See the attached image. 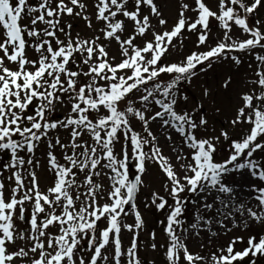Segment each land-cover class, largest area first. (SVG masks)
<instances>
[{"label": "snow or ice", "instance_id": "snow-or-ice-1", "mask_svg": "<svg viewBox=\"0 0 264 264\" xmlns=\"http://www.w3.org/2000/svg\"><path fill=\"white\" fill-rule=\"evenodd\" d=\"M261 3L217 0V11H212L203 0H194L193 22L186 18L189 5L185 3L174 26L158 32L150 21V15H161L154 0H95L93 16L103 27L100 35L82 38L72 36L73 26L65 17L81 18L92 28L84 0H0V157L4 158L0 159V264H124L125 256L127 264H141L136 237L125 251L121 231L142 227L133 201L143 184L147 160H155L167 177L164 190L174 201L164 229L169 238L168 264H257L264 258V234L249 235L241 250H236V245L244 244L245 237H233L206 258L190 253L175 227L183 223L179 219L186 203L182 193L210 195L213 191L227 194L226 200L220 195L213 197L221 205L216 215L223 217L216 223L225 232L231 231L224 223L229 217L233 227L240 226L235 212L241 214L245 230L252 222L264 225V183L250 186L249 198L256 201L255 207L236 203L235 189L225 183V177L233 172L264 182V55H255V76L248 91L240 94L231 120L233 127L246 126L238 138L231 139L227 131L199 138L196 131L207 126V119L201 116L197 123L190 113L177 110L181 98L178 85L191 81L197 65L207 61L211 67L213 59L229 52L264 49L261 21L248 22ZM146 10L150 15L144 14ZM210 18L223 29L222 39L214 47L193 52L179 63H161L185 28L199 31V44H205ZM128 22L131 34L122 37ZM158 22L166 24L163 18ZM233 27L247 34L246 38L233 39ZM101 37L117 43L118 61L109 58ZM137 37L145 39L138 45ZM231 58L240 63L237 56ZM228 83L230 78L224 86ZM57 105L65 106L67 114L50 119ZM133 120L142 122L146 137L133 130ZM157 120L161 127L174 129L190 150L187 156H176L182 175L155 144L149 124ZM61 128L68 133L67 143L59 136L50 137L53 130ZM221 137L229 141L230 153L217 161L216 142ZM122 140L130 142L138 173L134 179L129 178L127 145H122L119 158L114 151ZM45 141L52 178L42 191L35 172L40 166L35 152ZM146 145H150L148 152L144 151ZM57 147L64 163L54 154ZM257 153L262 155L257 158ZM80 174L83 180L78 182ZM102 174L109 181L107 187L94 180ZM151 196L150 203L157 210L168 205L159 193ZM203 199L202 207L212 210L214 203L207 202V195ZM130 204L135 224H122V216L128 215L125 206ZM18 221H26L28 227L19 229ZM102 221L106 222L103 228ZM201 222L210 226L213 220L205 219L198 210L196 223L190 227L197 229ZM18 241H24V246Z\"/></svg>", "mask_w": 264, "mask_h": 264}, {"label": "rangeland", "instance_id": "rangeland-1", "mask_svg": "<svg viewBox=\"0 0 264 264\" xmlns=\"http://www.w3.org/2000/svg\"><path fill=\"white\" fill-rule=\"evenodd\" d=\"M88 5L86 15L92 21V28L87 26V22L81 18H69L65 17L66 23L72 24V36L75 37L79 34L82 38H90L100 35L99 29L103 27L101 22L95 20L93 16V5L95 0H84ZM132 2V0H130ZM203 2L212 10L217 11V0H203ZM247 3L248 0H245ZM161 15L160 17L151 16L146 10L145 15H150V21L152 29L158 32L170 30L178 19L179 12L181 11V5L188 4L189 10L186 12V18L189 22H193L195 13L192 11L195 8L194 0H154ZM165 19L166 24L160 25L159 19ZM261 21L260 27L264 28V0H262L261 6L257 11L248 17L250 25H254L255 22ZM129 27L127 33H122V37L131 34V22H128ZM200 26H198V29ZM208 39L205 44H199L198 36L199 31H189L185 28L182 33L174 38L173 46L169 48V51L162 57L161 63H179L187 55L200 53L207 51L211 47H214L217 42L222 39L223 29L220 28L219 22L214 18H210V27L208 29ZM151 33H148L150 36ZM231 35L233 39H244L247 34L243 33L240 29L233 27ZM61 39H64L61 36ZM145 38L137 37L136 43L139 45ZM101 43H103L108 52L109 58L116 57L118 61L121 57L119 56V46L113 40L111 42L104 41L101 37ZM264 55V49H256L254 52H229L225 54V57L213 59L211 67L208 66V62H204L202 65H197L195 75L191 78V81H181L178 85V93L181 98L178 101L177 110L186 111L193 116V119L199 121V118L203 116L207 119V126L197 129L196 135L199 138H210L220 135L221 131H227L231 139H236L241 134L242 130L246 127L245 125H238L233 127L231 120L235 116V109L238 106L239 96L243 92L248 91L250 87V80L254 78L257 66L255 55ZM29 55L33 53L30 51ZM232 56H237L240 60L239 64H236L232 60ZM251 65V67H249ZM203 69V71L201 70ZM162 78L168 79L167 74H162ZM230 78V83L225 87V81ZM207 90V95H205ZM186 96L185 101L182 97ZM202 106V107H201ZM68 109L63 105H57L54 113L50 114V119H61L67 114ZM150 115V114H149ZM161 121H152L149 124V128L153 135L156 137L155 144L161 150V154L168 158L169 162L174 165L175 170L178 174L182 175L179 167L180 161H177V154L187 156L189 149L183 144V138L170 127H161ZM133 130L139 133L141 136L146 137V133L143 131L142 122L133 120ZM59 136L64 143L68 142V133L65 129L61 128L53 130L50 133V137L55 138ZM171 137L169 139L168 137ZM47 141L41 143L35 152V159L39 161L40 166L35 168V172L39 177V187L42 191L46 190L51 184L52 173L48 170L47 166ZM122 145H127L129 153V159L127 161L129 165V178L133 179L137 175L135 168V160L131 156V146L129 141L117 142L114 146V151L117 153L118 158L120 156V150ZM217 152L215 159L222 161L230 153L229 141L220 138L219 142H216ZM175 149V151H174ZM144 151H150V145L144 147ZM54 154L57 156L61 163H64L62 158L61 149L57 147L54 150ZM262 154H254L259 158ZM0 159H4L0 157ZM107 171V170H102ZM7 173H5V176ZM83 180V174H80L79 181ZM95 182L103 184L105 187L108 186L109 181L102 174L99 177H94ZM143 184L140 186V190L136 195L135 204L136 210L139 211L142 217V227L136 229L133 227L132 231L122 228L121 231V242L124 250L126 251L131 245L132 238L135 236L138 243V257L141 264H168L166 257V250L169 245V238L167 237L164 229L167 226V215L170 214L171 208L174 206V201L164 190V185L167 183V177L156 163L155 160L146 161V171L142 174ZM225 183L231 186L236 191V203H244L247 206L255 207L256 201L249 198L250 186L252 184H261L258 180H254L248 174H242L240 172H233L225 177ZM157 192L164 196L168 200V205L163 210H157L154 205H151L152 199L151 194ZM182 197L186 198L183 214L179 219L183 222L176 227V233L179 235L186 244L190 253L204 257H209L211 253L221 248L226 244L227 241L236 236L245 237L244 244H237L236 250H241L246 246L247 237L251 234L260 233L264 234V225H259L255 222L250 223L247 230L244 229L241 222V214L235 212V220L240 225L239 227H233L232 217L224 220L228 229L231 231L225 232L224 229L220 228L216 221L223 219L222 216L216 215L221 205L218 201L213 200L215 195H220L221 199H227V194H217L214 191L209 195L208 193L196 195L190 193H182ZM208 196V203H214L212 210H206L202 207L204 203L203 196ZM192 201H196L193 203ZM104 201L102 200L101 203ZM148 205L147 207L145 205ZM128 215H124L121 218L122 224L134 225L135 214L132 207H126ZM203 215L205 219H212L213 223L204 225L201 222L200 227L192 229L191 224L196 223V216L198 214ZM230 209H225L229 211ZM106 222H100V227L103 228ZM17 227L24 230L28 227L26 221H18ZM210 227L211 231L207 228ZM187 229V231H185ZM54 231V230H53ZM213 232H219V235L213 236ZM199 233V234H197ZM153 234L155 238L153 239ZM20 246H24V241H18ZM156 247L153 248L152 245ZM86 246V245H85ZM124 264H127L128 257H124ZM182 264H187L183 261ZM247 264V262H245ZM257 264H264V258L258 260Z\"/></svg>", "mask_w": 264, "mask_h": 264}, {"label": "water", "instance_id": "water-1", "mask_svg": "<svg viewBox=\"0 0 264 264\" xmlns=\"http://www.w3.org/2000/svg\"><path fill=\"white\" fill-rule=\"evenodd\" d=\"M134 179V178H133ZM136 198V197H135ZM134 201H135V199H134ZM134 201H133V203H134ZM131 206V204L130 205H126V207H130Z\"/></svg>", "mask_w": 264, "mask_h": 264}]
</instances>
